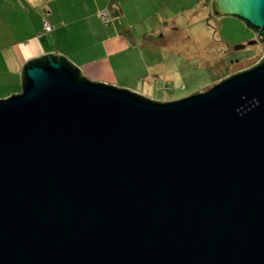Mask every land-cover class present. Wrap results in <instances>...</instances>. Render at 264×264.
Segmentation results:
<instances>
[{
    "label": "water",
    "instance_id": "water-1",
    "mask_svg": "<svg viewBox=\"0 0 264 264\" xmlns=\"http://www.w3.org/2000/svg\"><path fill=\"white\" fill-rule=\"evenodd\" d=\"M211 14L264 45V0ZM0 264H264V58L169 103L63 57L18 68L0 100Z\"/></svg>",
    "mask_w": 264,
    "mask_h": 264
},
{
    "label": "crops",
    "instance_id": "crops-1",
    "mask_svg": "<svg viewBox=\"0 0 264 264\" xmlns=\"http://www.w3.org/2000/svg\"><path fill=\"white\" fill-rule=\"evenodd\" d=\"M201 8L211 12V0H0V98L16 95L18 68L47 55L91 82L143 96L140 80L154 90L171 75L166 54ZM104 9L114 18L109 26L98 17Z\"/></svg>",
    "mask_w": 264,
    "mask_h": 264
},
{
    "label": "rangeland",
    "instance_id": "rangeland-1",
    "mask_svg": "<svg viewBox=\"0 0 264 264\" xmlns=\"http://www.w3.org/2000/svg\"><path fill=\"white\" fill-rule=\"evenodd\" d=\"M256 40L255 33L237 18L214 17L207 8H201L188 15V27L179 29L175 38L176 52L166 54L171 62L163 71H170L171 75L154 90L140 80L142 83L139 81L138 87L141 84L142 87L137 90L144 93V98L157 103L174 102L206 92L223 79L262 61L264 45ZM159 55V60L164 61L165 55Z\"/></svg>",
    "mask_w": 264,
    "mask_h": 264
},
{
    "label": "built area",
    "instance_id": "built-area-1",
    "mask_svg": "<svg viewBox=\"0 0 264 264\" xmlns=\"http://www.w3.org/2000/svg\"><path fill=\"white\" fill-rule=\"evenodd\" d=\"M98 17L103 21L105 26H108V24L110 25V22L112 23L113 21V17L109 14V12L107 11V9H104L102 11H100L98 13ZM43 32L49 33L52 30V27L49 25H45L43 28Z\"/></svg>",
    "mask_w": 264,
    "mask_h": 264
},
{
    "label": "flooded vegetation",
    "instance_id": "flooded-vegetation-1",
    "mask_svg": "<svg viewBox=\"0 0 264 264\" xmlns=\"http://www.w3.org/2000/svg\"><path fill=\"white\" fill-rule=\"evenodd\" d=\"M251 31H253V30H251ZM254 32V31H253ZM255 33V32H254Z\"/></svg>",
    "mask_w": 264,
    "mask_h": 264
},
{
    "label": "trees",
    "instance_id": "trees-1",
    "mask_svg": "<svg viewBox=\"0 0 264 264\" xmlns=\"http://www.w3.org/2000/svg\"><path fill=\"white\" fill-rule=\"evenodd\" d=\"M113 22V21H112ZM109 26V25H108Z\"/></svg>",
    "mask_w": 264,
    "mask_h": 264
}]
</instances>
